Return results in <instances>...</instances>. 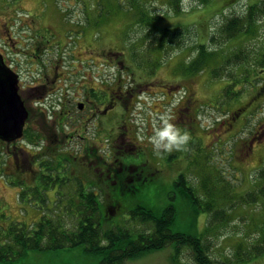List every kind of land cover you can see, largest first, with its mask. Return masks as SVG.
I'll return each instance as SVG.
<instances>
[{"label": "rangeland", "instance_id": "obj_1", "mask_svg": "<svg viewBox=\"0 0 264 264\" xmlns=\"http://www.w3.org/2000/svg\"><path fill=\"white\" fill-rule=\"evenodd\" d=\"M173 1L0 0V45L8 27L16 40L9 61L21 82L51 83L54 66L60 64L67 74L60 82L73 85L66 92L70 113L62 118L57 114L64 98L58 91L47 96L42 89L26 91L23 96L32 112L27 126L39 131L40 140L33 133L34 142L26 137L0 142V242H12L6 232L14 233L19 222L33 226L42 213L55 214L49 210H55V201L78 197L80 181L85 187L96 186L102 229H144L132 220V209L143 205L161 212L174 203L173 230L201 234L214 261L264 264V251L255 254L259 245L264 248V13L253 11V23L244 27L248 31L234 38L220 32L232 16L248 19L250 5L260 0H179V9ZM166 29L179 32L167 39L162 36ZM38 41L43 44L35 49ZM200 44L215 54L203 69L193 70ZM239 53L240 59L227 63ZM221 67L214 77L212 71ZM90 87L106 89L115 100L119 89L133 88L131 109L118 103L110 118L99 122L98 131L86 120L89 107L80 111L76 106L88 97ZM41 111L46 116L40 120ZM163 113L190 133L187 151L155 155L148 138ZM124 119L133 120L145 150L140 157L127 154L124 160H146L147 170L154 164L160 172L147 175L134 191L113 185L112 192L108 182L88 180L78 160L59 166L53 176L61 180H46L49 173L41 164L48 149L61 150L71 161L87 160L91 148L105 155L111 148L107 137L113 144L112 136L122 130ZM177 176L200 197L198 210L181 196L174 183ZM206 204L223 211V217L208 213ZM64 219L73 228L74 219ZM99 261L100 256L75 247L28 250L16 261L0 264ZM126 264L197 263L189 246L176 253L174 245H168Z\"/></svg>", "mask_w": 264, "mask_h": 264}, {"label": "trees", "instance_id": "obj_2", "mask_svg": "<svg viewBox=\"0 0 264 264\" xmlns=\"http://www.w3.org/2000/svg\"><path fill=\"white\" fill-rule=\"evenodd\" d=\"M177 1L179 2V0H174L173 2L179 9L180 4H178ZM203 1L205 0H202V2ZM249 9L248 19H244L241 16H232L221 25L220 32L224 37L231 39L244 31L247 32L248 29L245 30L244 27H250L251 23H253V11L264 13V0L250 5ZM142 21H144V18H142ZM149 22L151 23V21ZM178 32L179 31L166 29L162 33V36L170 39L172 35ZM211 39L212 44L217 43L214 36ZM204 46L206 45L200 44L202 48L197 58L191 63L193 70L203 69L206 61L214 57L215 52L212 50L209 52ZM240 57V53L236 54L233 58H228L227 63L230 64L234 59H240ZM223 69V67L215 68L212 71V75L214 77L219 76V73H221ZM228 93H231V91H228ZM33 133L39 138V131L32 130L27 126L24 137L29 138L30 142H34V138H32L34 135ZM48 150L52 153L49 152L51 155L46 154V156L43 157L45 160L42 158L43 161L41 164L46 166L45 170L49 173V175L45 176L47 181L53 182L61 180L59 176L55 178L53 176L55 173L57 174L58 169H60L59 166L64 168L61 164H64L66 161L72 164V162H77L79 160L84 166L85 177L88 178V180L97 181L99 184L102 183L103 185H105L104 182H108L107 185L111 186L113 192L112 181L100 179L99 174L87 165V162H90V160L73 158V161H71L61 150ZM88 151L95 153V149L93 148L88 149L87 152ZM85 171H87V173ZM174 183L187 203L189 202L194 210H198L201 201L200 197L195 193V189L187 185L183 176L179 177ZM77 184L78 197L75 195H68L65 198L69 200L66 199L65 202L63 199L55 201V210L47 207V209L55 211V214L52 216H44V213H42L41 219L33 226H27L19 222L14 233L7 231L6 237L8 236L12 239V242H7V240L0 242V261H16L23 257L28 250L44 251L83 247L87 253L100 256L99 263L93 264H126L130 259L163 249L168 245H174L176 253H178L183 246H189L193 251L194 260L197 264H230L226 261L216 262L212 259L208 251V246L203 241L201 234L173 230L172 227L177 217V208L174 203H170L161 212H156L152 208L143 205H137L132 209L130 211L132 220L135 223L140 222V224H143L145 226L144 229L139 230L125 227L102 229L98 219L102 200L99 193L95 191L96 186L92 185L91 187H85L80 181H78ZM127 190H130V188ZM46 202L47 201H45V203ZM205 206L208 213L212 212L211 214L216 218L218 216L223 217V211L214 209L210 204H206ZM66 216H71L74 219L75 224L73 228H69L65 225L66 221L64 217ZM259 246L255 254L264 251V248H259ZM237 256L239 257V255ZM241 259L243 258L239 260Z\"/></svg>", "mask_w": 264, "mask_h": 264}, {"label": "flooded vegetation", "instance_id": "obj_3", "mask_svg": "<svg viewBox=\"0 0 264 264\" xmlns=\"http://www.w3.org/2000/svg\"><path fill=\"white\" fill-rule=\"evenodd\" d=\"M1 28V26H0ZM10 29H6V32L1 35L2 45H0V61L3 59L6 66L11 67L15 72L13 63H10V51H14L15 37ZM41 41L36 42L35 49H39ZM43 44V43H42ZM14 54V52H13ZM61 66V67H60ZM63 65L55 64L54 66V78L51 83H41L35 85H26L21 82L20 73L19 74V94L21 95L25 106L29 110L28 121L32 117L31 109L26 105V101L24 99L23 94L32 89H42L44 92H47L45 96L52 95V92L58 91L59 96L62 95L63 101L61 103V107L59 113L57 114L61 118L70 113L69 107V95L66 94L67 90H70L73 85H68L60 82L67 78L66 71L63 70ZM66 89V90H65ZM65 90V92L63 91ZM133 88H125L119 89L117 99H113L112 94H110L106 89L96 90L95 87H90V91L88 92V97L85 98L83 102H77L76 106L80 111H84L87 107L88 112L86 114V120H89L94 124L95 128L99 131V122L104 119L110 118L109 114L113 112L116 108V105L122 102L123 107L125 106L126 110H130V105L133 103L132 95ZM130 95V96H128ZM44 95H42L43 97ZM40 98V97H38ZM118 98L120 101H118ZM39 118H44L46 115L44 112H39ZM52 115L50 119L52 120ZM193 118V117H192ZM105 121V120H104ZM108 123V122H107ZM108 125H110L108 123ZM122 127V130L114 133L112 140L114 141L112 144L111 136L108 134L107 142L109 141L107 147L110 148V153H106L105 155H98L97 151L89 152V160L87 165L95 170L97 174H99V178L102 180H111L113 185H119L122 189H135L143 181L149 179L146 176H152L155 173L160 172L162 169L157 165H150L151 170H147V166L149 165L148 161H144L145 163H136L133 159L125 161L124 158L127 154L141 156L142 152L145 151L142 147V143L140 142L141 138L138 135V130L133 124L132 119H124L123 122L119 125ZM106 128V126L104 127ZM97 132V131H96ZM66 133V132H64ZM98 133V132H97ZM68 134V133H66ZM101 134V132H100ZM99 134V135H100ZM71 135V134H69ZM46 137V136H45ZM101 138L98 136L97 139ZM119 142L120 144H116L115 142ZM101 142V140H98ZM13 143V142H11ZM112 144V146H111ZM119 145V146H117ZM106 148V146H104ZM19 165V164H18ZM166 167H170L169 163L166 164ZM179 179V176L176 177V180ZM175 180V181H176ZM112 196V195H111ZM110 196V197H111Z\"/></svg>", "mask_w": 264, "mask_h": 264}, {"label": "water", "instance_id": "obj_4", "mask_svg": "<svg viewBox=\"0 0 264 264\" xmlns=\"http://www.w3.org/2000/svg\"><path fill=\"white\" fill-rule=\"evenodd\" d=\"M29 110L19 94V76L0 61V138L14 141L23 136Z\"/></svg>", "mask_w": 264, "mask_h": 264}, {"label": "clouds", "instance_id": "obj_5", "mask_svg": "<svg viewBox=\"0 0 264 264\" xmlns=\"http://www.w3.org/2000/svg\"><path fill=\"white\" fill-rule=\"evenodd\" d=\"M148 139L155 155L162 156L174 151H187L191 135L188 131L178 128L167 113H163L159 116L158 122H153L152 135Z\"/></svg>", "mask_w": 264, "mask_h": 264}]
</instances>
